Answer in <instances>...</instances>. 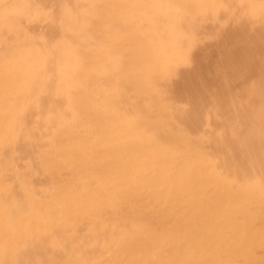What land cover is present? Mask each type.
<instances>
[{"label":"rangeland","instance_id":"1","mask_svg":"<svg viewBox=\"0 0 264 264\" xmlns=\"http://www.w3.org/2000/svg\"><path fill=\"white\" fill-rule=\"evenodd\" d=\"M0 264H264V0H0Z\"/></svg>","mask_w":264,"mask_h":264},{"label":"bare ground","instance_id":"2","mask_svg":"<svg viewBox=\"0 0 264 264\" xmlns=\"http://www.w3.org/2000/svg\"><path fill=\"white\" fill-rule=\"evenodd\" d=\"M5 260V259H4Z\"/></svg>","mask_w":264,"mask_h":264}]
</instances>
